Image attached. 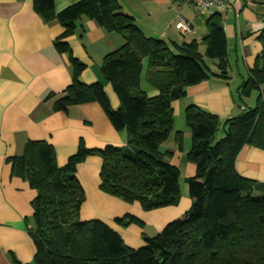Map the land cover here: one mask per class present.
Returning <instances> with one entry per match:
<instances>
[{"label":"trees","instance_id":"1","mask_svg":"<svg viewBox=\"0 0 264 264\" xmlns=\"http://www.w3.org/2000/svg\"><path fill=\"white\" fill-rule=\"evenodd\" d=\"M53 1H32L43 21L54 20L63 27L54 46L68 56L71 66L70 84L52 108L66 110L95 101L112 126L125 132V144L88 149L80 143L58 166L51 144L31 140L21 155L7 159L11 175L26 180L36 191L31 201L34 253L26 264H264V182L242 177L234 167L242 146L264 150V30L257 35L260 54L238 89L240 97L258 91L255 105L222 121L196 105L184 109L191 132L186 159L195 165L193 176L185 178L191 205L154 236H142V246L131 248L103 221L79 219L84 190L75 175L76 165L96 154L101 158V191L127 203L137 202L143 210L176 205L179 169L160 150L173 129L170 104L185 94L187 86L211 75L228 78L222 20L219 13L208 16L201 41L174 44L173 51L163 40L145 36L116 0H78L59 12ZM81 17L95 20L105 31L124 34V44L106 54L100 65L101 75L119 100L116 109H111L101 82L80 80L85 66L71 56L64 41ZM144 58L146 80L158 90L156 96H148L140 86ZM206 59H216L217 72L209 69ZM221 124L224 135L213 142ZM176 134L180 144L182 135ZM114 221L122 226L142 224L131 214Z\"/></svg>","mask_w":264,"mask_h":264},{"label":"crops","instance_id":"2","mask_svg":"<svg viewBox=\"0 0 264 264\" xmlns=\"http://www.w3.org/2000/svg\"><path fill=\"white\" fill-rule=\"evenodd\" d=\"M32 1L0 0V264L30 263L34 253L30 234L33 227L31 201L36 191L26 180L11 175V164L7 159L21 155L25 143L31 140H45L51 144L58 166L66 163L80 143L88 149L125 144V132L112 126L95 101L71 105L66 110L52 108L53 101L70 84L71 66L68 56L59 53L54 46L63 27L54 20L43 21L33 9ZM77 1L54 0V10L59 12ZM116 1L123 13L133 17L145 36L163 40L173 51L174 44L201 41L207 33V16H203L197 28L192 23V10L197 11L193 4L185 3V7L174 6L171 4L174 0ZM167 10L173 12L169 19ZM217 13L226 38L228 78L211 75L187 86L185 94L170 104L173 129L160 145V150L166 152L167 162L179 169V179L183 183L179 202L146 213L133 203V210H129L127 202L99 189L100 156L90 154L76 165L75 175L84 190L79 219L103 221L131 248L143 245L141 229L133 224L121 228L114 222L115 217L132 212L140 220L154 225L159 232L191 205L185 181L195 172V165L186 159L191 132L185 120L184 128L176 130L175 116L183 115L184 119V109L196 105L222 121L255 105L258 91L240 97L238 89L248 79L249 70L262 49L257 35L264 30V4L259 0H234L230 9ZM177 14L190 22V33L180 34L175 27ZM171 23L173 30L170 29ZM64 41L71 56L85 66L79 75L80 80L85 84L101 82L110 107L117 108L119 100L110 83L101 75L100 65L106 54L124 44V34L105 31L95 20L81 17ZM142 63L145 83L141 88L148 96H156L158 90L146 80V58ZM212 63L215 68L208 66L209 69L217 72L216 61ZM141 81L142 76L140 86ZM221 128L224 132L223 124ZM177 132L182 135L180 144L176 139ZM234 167L242 177L264 182V150L251 145L242 146Z\"/></svg>","mask_w":264,"mask_h":264},{"label":"rangeland","instance_id":"3","mask_svg":"<svg viewBox=\"0 0 264 264\" xmlns=\"http://www.w3.org/2000/svg\"><path fill=\"white\" fill-rule=\"evenodd\" d=\"M171 4H173L174 6H185V7H187L186 6V4L185 3H183V2H180V1H178V0H174ZM195 8V7H194ZM192 23H193V25H194V27H196L197 28V26H199V23H200V25H201V21L204 19V17L202 16V15H200L195 9L194 10H192ZM172 15H173V12L172 11H170V10H167V19H169V17H172ZM171 25V27H170V29H172L174 26H173V24L171 23L170 24ZM173 30V29H172ZM181 34V33H180ZM204 44H200L199 45V51L200 52H203L204 51ZM213 61H216L215 59H206V63H207V65L208 66H210V68H215V66H214V64L212 63ZM144 70L145 69H143V71H142V74H141V76H142V81H141V83H142V85H141V87L143 86L144 87V76H145V72H144ZM249 107H253V104L252 105H250ZM111 109H113V108H111ZM114 109H116V108H114ZM184 119H183V115L182 116H175V119H174V127H175V129L176 130H180V129H183L184 128ZM224 135V132L222 131V128H221V126L217 129V131L213 134V137H212V141L214 142V141H217L218 139H220L222 136ZM179 182H180V186H181V184H183L182 183V179H179ZM133 203H137V202H131V203H128V205L130 206V208H129V210H133V208H134V205H133ZM138 204V203H137ZM139 205V204H138ZM139 207H140V210H142L143 212L145 211V213L147 212V211H149V210H143L142 208H141V206L139 205ZM128 212V211H127ZM126 214H131V215H134L132 212H129V213H126ZM124 214H122L121 216H123ZM121 216H118V217H121ZM135 216V215H134ZM136 217V216H135ZM139 220H140V218H138ZM142 220V219H141ZM115 222V221H114ZM117 224V223H116ZM131 224H133V225H135V226H137L139 229H141V235L142 236H148V237H152V236H154L155 234H157L158 233V231L155 229V227H154V225H152V224H150V223H147V222H145V220L143 219L142 220V224L141 225H137V224H135V223H131ZM118 225V224H117ZM130 225V224H129ZM129 225H127V226H129ZM119 226H121V228H125V227H127V226H122V225H119ZM141 236V237H142Z\"/></svg>","mask_w":264,"mask_h":264},{"label":"built area","instance_id":"4","mask_svg":"<svg viewBox=\"0 0 264 264\" xmlns=\"http://www.w3.org/2000/svg\"><path fill=\"white\" fill-rule=\"evenodd\" d=\"M183 3L193 4L197 12L202 16H210L217 12H223L230 9L234 0H181ZM175 27L181 34L191 32V24L181 14L175 17Z\"/></svg>","mask_w":264,"mask_h":264}]
</instances>
